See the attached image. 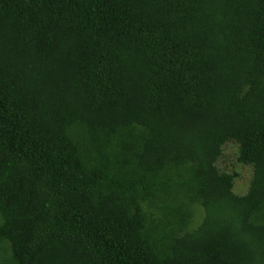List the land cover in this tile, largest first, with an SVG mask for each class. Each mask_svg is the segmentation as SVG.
<instances>
[{
    "label": "trees",
    "instance_id": "obj_1",
    "mask_svg": "<svg viewBox=\"0 0 264 264\" xmlns=\"http://www.w3.org/2000/svg\"><path fill=\"white\" fill-rule=\"evenodd\" d=\"M0 246L264 264V0H0Z\"/></svg>",
    "mask_w": 264,
    "mask_h": 264
},
{
    "label": "rangeland",
    "instance_id": "obj_2",
    "mask_svg": "<svg viewBox=\"0 0 264 264\" xmlns=\"http://www.w3.org/2000/svg\"><path fill=\"white\" fill-rule=\"evenodd\" d=\"M217 168L221 172L235 173L237 178L234 181L233 192L236 195H244L252 178V167L250 165H241L237 162V146L233 143H227L222 148V153L218 159ZM3 257V250L0 246V261Z\"/></svg>",
    "mask_w": 264,
    "mask_h": 264
}]
</instances>
